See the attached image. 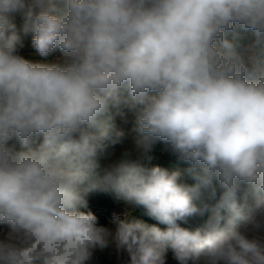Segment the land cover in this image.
<instances>
[{
	"label": "clouds",
	"instance_id": "9594fccd",
	"mask_svg": "<svg viewBox=\"0 0 264 264\" xmlns=\"http://www.w3.org/2000/svg\"><path fill=\"white\" fill-rule=\"evenodd\" d=\"M27 36L61 58L26 59ZM125 109L132 145L96 175ZM158 142L172 167L153 163ZM93 190L155 223L100 224L82 210ZM109 248L127 264H264V0H0V264Z\"/></svg>",
	"mask_w": 264,
	"mask_h": 264
},
{
	"label": "rangeland",
	"instance_id": "374dc122",
	"mask_svg": "<svg viewBox=\"0 0 264 264\" xmlns=\"http://www.w3.org/2000/svg\"><path fill=\"white\" fill-rule=\"evenodd\" d=\"M240 42L245 45L250 43V35H242ZM19 51L26 59L34 62H55L61 58V53H59V51L53 53L46 60L39 57L31 46V38H23V47ZM133 125L134 116L126 109L124 110L123 116L114 115L112 138H114V133L116 131H122L124 136L119 143L112 144L111 140L106 142L107 148L105 153L99 155L97 158L99 167L95 170L96 175H102L104 168L109 163L114 162L119 158L122 151L131 147L135 135L132 131ZM164 149V146H154L152 154L156 160H154L153 163L158 164L159 160H161L164 155ZM85 199L88 203V208L82 210L92 211L97 216L98 222L102 225L112 227L111 220L114 216L124 218L126 214H130L131 218L141 219L149 224L155 223V221H152L143 214V210L141 208L126 204V202L116 198V196L112 193H104L99 190H93L85 195ZM127 259L128 257L126 254H120L118 257L114 249L109 248L103 251L95 252L91 264H127ZM167 264H176L171 257V253H169Z\"/></svg>",
	"mask_w": 264,
	"mask_h": 264
},
{
	"label": "trees",
	"instance_id": "16d2710c",
	"mask_svg": "<svg viewBox=\"0 0 264 264\" xmlns=\"http://www.w3.org/2000/svg\"><path fill=\"white\" fill-rule=\"evenodd\" d=\"M160 146H164L165 148V145L161 142H158L155 145V147H160ZM154 160H156V158ZM158 164L164 167H172L175 164V158L170 156L167 152L164 151V155L162 156L161 160H159Z\"/></svg>",
	"mask_w": 264,
	"mask_h": 264
},
{
	"label": "crops",
	"instance_id": "0c3cea01",
	"mask_svg": "<svg viewBox=\"0 0 264 264\" xmlns=\"http://www.w3.org/2000/svg\"><path fill=\"white\" fill-rule=\"evenodd\" d=\"M17 23H18V25H19V23H20V18L19 17H17ZM242 35H244V34H242ZM244 36H246V35H244ZM24 38H31V36H27V37H24Z\"/></svg>",
	"mask_w": 264,
	"mask_h": 264
}]
</instances>
